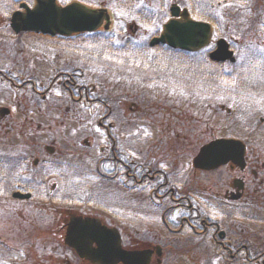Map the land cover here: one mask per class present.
<instances>
[{
	"label": "rangeland",
	"instance_id": "1",
	"mask_svg": "<svg viewBox=\"0 0 264 264\" xmlns=\"http://www.w3.org/2000/svg\"><path fill=\"white\" fill-rule=\"evenodd\" d=\"M80 1L91 5L103 4L110 9L113 8V11H119L120 18L124 15L122 18L125 22L121 23H125V26L118 24L119 19L117 18L119 16L111 11V30L105 31L102 28L96 34L65 39L67 47H77L79 43L82 44L85 41L82 46L86 66L85 63H80L85 73L80 72L82 79L79 82L103 87L102 90L99 88V92L111 102L110 108L112 110V115L106 123L114 122L115 127L113 126L112 134L118 139L120 146H124V153L132 156L136 166L137 163L154 164L156 162L169 175L173 173L175 179L183 185L192 184L195 187L194 190H197L195 193L192 192L196 204H201L203 205L202 208L208 210L210 207L204 204L206 203L205 199L213 201L212 210L206 214L214 219L228 221L226 227L232 234L237 233L235 230H240L237 226L232 225L234 222L242 223L249 233L255 231L257 223H254V216L258 215L259 212L250 203L256 197H252V195L246 197L248 202L245 201L246 205L243 206V209H246L244 215L241 211L231 212L224 206H216L215 201L221 203L225 191L230 190L228 170L224 169L217 175L213 174V177L208 180L207 176L195 171L192 162L198 152L197 147L199 148L213 139L227 136V133H230L226 124L238 125L246 129L253 125V121L248 115L255 112L253 108L257 103H260V99H257L261 95L250 93H258L264 87V63L257 60V57L264 56V17L262 18L263 24L256 25L251 19L253 14L250 13L249 5L238 0H219L217 1L218 4L214 5L213 3L211 5L209 0H195V5L198 8L197 15L205 14L204 12L209 6L218 8L217 15L219 17L215 21L219 24L217 27L219 34L215 33L214 39L225 38L235 50L237 58L235 64L227 62L221 67L214 68L211 66L208 55V50L212 49L211 46V48H204L194 53H181L166 48L170 52H158L156 50L157 52L152 51L151 55L146 52L139 53L133 58L121 57L129 52V50L125 51L124 47L130 43L137 45L139 50H144L140 48L147 47L150 39L147 38V42L144 36L154 33L169 17L167 13L171 0H161V7H158V13L154 14L156 21L149 29H145V26L134 20L140 17L139 9L135 7L137 5L144 8L145 4L151 3L154 5L153 15L158 4H153L154 0H143L144 3L142 0H130L126 7H122L118 2L114 3V0ZM222 1L225 2L221 3ZM261 2V8L260 4L255 7V0H253L250 8L255 7L258 13H264V0ZM121 3L125 4V0H120ZM141 16L143 15L141 14ZM148 16L152 17L151 15ZM136 25H138L137 30L134 28ZM143 25H145L144 22ZM2 29L4 26L0 25V35ZM98 38H104L106 41L97 42ZM121 38L126 40L125 44H120L115 48L114 44H118V40ZM9 39L18 42L14 47L13 55L17 54V50H23L22 52L26 56L23 62L27 63V67L18 71V68L15 67L22 66H16V62L12 65L13 63L10 61L14 59L10 50L8 48L2 49L0 67H7L10 72L16 71L11 76L16 77L18 84L24 85L20 89H15L11 84L5 82L6 80L0 81V107L10 109V114L0 119V144L3 140L5 141V147L2 150H4L6 160L14 154L18 157L20 155L19 150L24 157L28 156L37 145H41V152H34L33 154L36 156L42 155V152L46 154L43 147L53 143L64 153L69 149L71 151L70 153L67 152V156L62 155L58 161L60 164L64 163L66 168H56L53 173L50 172L52 169L48 168L47 186H70V188H75L74 191L72 190V194L78 192L79 196L83 198L92 193L94 189L100 192L101 185L97 183L99 178L97 175L98 162L100 159L110 156V145L105 137V131L99 129L97 123L108 112L106 109L101 110L97 107H94L90 112L80 106L76 107L71 104L68 94H62L57 89L50 93L46 102L39 101L37 96L33 94L30 87L31 83L26 81L35 79L40 83L44 82L43 88L46 89L53 70L47 69L38 77V72L42 67H48L50 63L54 62V69L62 70L63 67L61 66H65L66 61L59 60H80L81 57L76 56L78 54H64L63 40L58 41L57 39L61 47H56L60 54L57 53L55 56L56 49L51 55V46L49 47L47 41L35 40L31 37L18 41L11 35L4 33L3 42L8 44ZM105 42L114 47L119 55H115L116 53L114 54ZM213 42L215 41L213 40ZM53 56L55 57L53 58ZM106 57H110V59H106ZM47 59L53 61L45 63ZM7 63L9 64L5 65ZM77 65L79 66V64ZM70 70L73 69L70 67ZM179 74L182 80L176 79V75ZM158 75L166 76L168 79L162 80L153 77ZM171 77L178 83H170ZM207 89L214 90L213 94H209V90L206 92L207 95L203 94ZM208 95L212 96L210 102L213 104L209 111L210 115L213 114L212 119L209 120V128L204 121L207 118L201 117L196 108L192 107L200 106L199 113L205 112L200 104H202L204 96ZM180 102L182 105L179 104ZM69 105L72 108H80L81 114L68 113L67 107ZM223 106L225 109H222ZM227 109H231L230 114ZM165 112H176L177 115L165 116ZM172 116L177 117L171 119ZM253 117L257 118L258 121L259 115L257 117V114L254 113ZM85 118L88 119L86 124L82 127L78 126L79 120ZM39 123L42 124L41 127L37 125ZM231 134L238 136L240 132H231ZM178 137L182 139L181 143L176 140ZM86 140L90 141L91 147L84 144ZM101 146L105 147L103 152L100 150ZM176 154H180V157H177ZM28 167L32 170L26 172ZM23 169L25 173H9L7 172L8 167L3 168L0 172V224L3 230L0 232L3 240L0 247V251L3 249L2 253L0 252V264H19L22 257L25 256L23 254L21 259L18 258L16 253L20 251L52 253V248L56 245L54 238L47 237L50 235L42 233L44 236L41 238L38 236L40 231L33 228L36 221L39 224L48 222L47 217H43L39 211L32 213L30 206L21 213L19 203L9 202L7 192L10 188L22 184L21 181L26 184L28 181L40 179L41 174L35 173L40 168L33 169L31 165L25 164ZM135 169L137 170V168ZM63 172L65 173V182H63L64 179L58 181L52 177L61 176ZM237 173L239 177V172L233 173L231 177L237 176ZM224 177H228L225 182ZM219 178H223V180L221 181ZM215 183H217L216 186H214ZM112 185L116 186L117 184L112 183ZM117 187L119 200L126 199L129 201L130 199L133 204L131 208V205L128 206V204L119 202L123 208L118 209V215L125 218L124 225L120 223L121 227L125 230L128 229L127 217L131 215L134 222L130 226L133 229L143 231L150 224L152 230H158L155 225L159 223V218L154 215L161 213L163 207H150L145 210L147 201L144 199L143 191H138L142 187H138L140 189H136L134 193L128 196H126V191L121 189L122 186ZM177 187L183 192L189 190L188 187L192 188L191 186ZM260 189V192L264 193V187ZM243 203L244 201L240 202V204ZM21 204L28 205L27 203ZM161 230L163 231V229ZM162 231L156 232L160 236H164L165 233L163 234ZM212 260L210 252L202 254L188 250L167 255L163 264H211Z\"/></svg>",
	"mask_w": 264,
	"mask_h": 264
},
{
	"label": "flooded vegetation",
	"instance_id": "2",
	"mask_svg": "<svg viewBox=\"0 0 264 264\" xmlns=\"http://www.w3.org/2000/svg\"><path fill=\"white\" fill-rule=\"evenodd\" d=\"M238 1L249 5L251 12H254V10L256 11L255 7L257 4H260V8L262 6V0H255L254 8H250L253 4V0ZM117 2L119 5H122V3L120 4V0H114V3ZM39 3L43 8H46L47 11L51 8L54 10L49 0H0V25L4 26L0 35V57L3 55L2 49L8 48L14 59L10 61L13 63L12 65L16 62V66H22L15 67L18 68V71L21 68L27 67V63L23 62V59L26 57L22 52L23 50H17V54L13 55L14 47L18 42H13L9 39L8 44L4 43L2 40L4 33L11 35L18 41L27 37H31V39L35 40L47 41L49 47L51 46V55L56 47H61L58 41L63 40L65 49L64 54H78L76 56H80L81 59L59 60L66 61V65L61 66L63 67L62 70L54 69V62L50 63L48 67H42L38 72V77L47 69L53 70V74L46 89L43 88V86H45L44 82L40 83L35 79H28L26 81L31 83L32 86L30 85V87L33 90V94L34 96H37V100L39 101L46 102L50 93L57 89L62 94H68L71 104H74L76 107L80 106L84 110H93L94 107L101 110L106 109L108 114L99 119L97 126L106 133L105 137L110 145V156L100 159V162H98L97 175L99 178L97 183L101 185L100 192H98L97 189H94L92 193L86 196H89V198H86L85 196L83 198L79 196L78 192L72 194V190L74 191L75 188H70V186H47L48 170L52 169L50 172L53 173L56 171L54 170L56 168H66L64 163L60 164L58 161H60L62 155L65 154L67 156V152L70 153L71 151L70 149L64 153V151L62 152V150H59L60 148L55 144H47L43 147L46 154L42 152V155H39V157L33 153H40L41 145H34L36 147L28 156L24 157L19 150L18 153H20V155L18 157L14 154L6 160L3 153L4 150H2L5 147V141L3 140L0 144V172L10 164L7 172L12 174L25 173L23 166L27 164L31 165L33 169L40 168V170H36L35 173L39 175L41 174L40 179L28 181L26 184H23V181H21L22 184L10 188L7 192L10 200L9 202L19 203L21 213L30 206L32 208V213L33 211H39L43 217H47L48 222L46 223L39 224L35 220L36 222L33 224V228L40 231L38 236L41 238H43L44 235L42 233H44L50 235L47 236L48 238H54L56 243L55 247L52 248V253L37 251H20L16 253L20 259L22 255L25 254L19 264H122L118 261V256L114 254L115 250L113 245H115L118 235L124 249L138 252H149L151 257L150 264H163L167 255L175 254L177 251L183 252L188 250L196 253L200 252L202 254L210 252L213 259L211 264H264V221H262L264 220V193L260 192V188L264 187V87L261 88V91H258V93H250L252 95H261L257 99H260V103H257L253 108L255 112L248 115L253 121V125L249 129H246L238 125L226 124V128L230 133L228 132L227 136L220 137L233 139L242 142L245 145L246 151L243 161L239 160L238 163H236L234 160H231L226 165L212 170H201L196 168L193 166L194 161L200 153L201 148L209 143L207 142L199 148H196L198 152L195 154L192 162L195 171L207 176L208 180L213 177V174L217 175L224 169L228 170L230 176L228 186H230V190L227 189L225 191L223 200L221 201L223 205L219 201L214 200L217 204L216 206H224L231 212L241 211L244 215L246 209H243V206L248 202V198L246 197H250L251 195L252 197H256V199L254 198L250 203L252 206L254 205L253 207L259 212L258 215L254 216V223H257L256 230L249 233L246 231V227L243 226L242 223L234 222L232 225L237 226L240 230H235L237 233L232 234L226 227L228 226V221H221L218 220V218L214 219L209 214H206V212L212 210L211 207L213 206V201L207 198L205 199L206 203L204 204L210 207L208 210L202 208L203 205L196 204L197 202L193 198L192 192L195 193L197 190H194L195 187H193L192 184L183 185V183H180V181L175 179L173 173L172 175H169L164 169L157 165L156 162L154 164L137 163L136 166L135 160L132 156L124 153V146H120L118 139L112 134L113 126L115 127L114 122L106 123L107 119L112 115V110L110 108L111 102L106 100L103 97L104 94L99 92V88L102 90L103 87L96 84L86 85L85 83L79 82L82 79V74L80 72H84L80 63L86 62L82 46L85 41H83L82 44L79 43V46L77 47H67L65 45V39L93 33H74L65 36L56 35L49 32L52 28L51 23H45L39 29L30 30L24 29V22H19L16 25L18 31L14 28L13 16L16 14H19L22 17L26 16L29 12L35 11L38 8ZM56 3L59 7H65L70 4H79L90 10L92 13H97V11L99 12L103 9H107L110 14L111 11L113 13L118 12L117 10L113 11V8H111V10L103 4L91 5L80 0H56ZM128 3H130V0H127V4ZM193 3L195 4V0H193ZM161 4L162 3H159L158 7H161ZM174 4H176V0H171L170 7L168 8L169 12ZM158 7L152 15L154 8L152 4L149 3L148 5H144L141 14L147 19L145 20L146 26L155 21L154 19L150 23L148 15L152 16L151 19L155 18L154 14L158 13ZM184 8L185 7L182 9ZM187 9L191 13V9ZM215 10V7L209 8V12L211 13H214ZM117 19L120 20V18ZM18 20L21 21L20 18H18ZM170 20L171 18H169L166 23ZM256 20H258V24H263L261 13H257ZM256 20L255 24L257 22ZM164 25L165 23L163 26ZM134 28L137 30V25ZM99 32L100 31H97L95 33ZM160 34L155 36V38L159 37ZM57 53L60 54L56 49V52H54L55 56ZM55 56H53V58ZM49 61L53 60L47 59L45 63ZM40 63L42 62L40 61ZM76 63L79 64V66ZM8 64L9 63L5 65ZM70 67L73 70H70ZM15 72H10L7 67H0V81L4 82V80H6L5 82L11 84L13 88L20 89L24 87V85L18 84L16 77L11 76V74H14ZM97 84L99 83L97 82ZM208 90V93L212 95L213 91L211 89L205 90L203 94L207 95L208 93L206 92ZM210 100H212V96H204L201 102L202 104L200 105L205 112L201 114L199 113L200 106H192L196 108L197 113L201 117L203 116L207 118V120L204 121L208 128L210 126L209 120L210 118L212 119L213 116V114H209L210 108L213 107ZM179 104L182 105L181 102ZM76 107L72 108L71 105H69L67 107L68 113L81 114L82 110ZM222 109H225V107L223 106ZM227 110L230 114L231 109ZM254 113L257 114V117L259 115L258 121L257 118L253 117ZM9 114L10 109L0 107V119ZM171 114L177 115L176 112L164 113L165 116ZM176 117L177 116H172L171 119ZM87 121V118L83 120L80 119L78 126H84ZM37 125L39 127L42 126L40 123ZM231 132H240V136H235L231 134ZM176 140L179 143L182 142L180 137ZM84 144L91 147L89 140H86ZM100 150L103 152L105 147L101 146ZM229 153H231L232 156H236L237 148L233 151H229ZM177 157H180V154H178ZM135 168H137V170ZM31 170L32 168H26V172ZM236 172H239V177L238 173L237 176L231 177V175L233 173L236 174ZM30 174L32 175V173ZM52 177H55L60 181L64 179L65 173H61V176L56 175ZM226 178L228 177H224V182ZM219 180L222 181L223 178H219ZM63 182H65V179ZM112 183L117 185L113 186ZM57 184L59 185V183H56V185ZM216 185L217 183H215L214 186ZM117 186L123 187H121V189L126 191V196L134 193L136 189H140L138 187H142L138 191H143L144 199L147 201V206L144 208L145 210L150 207H163L161 213L154 216L159 218V223L155 225L157 226L156 229L160 231L163 229L162 232L163 234L165 233L164 236H160V234L156 232L158 230H152L150 224H148L143 231L133 229L130 226V224L134 222L133 216L131 215L127 217L128 229L125 230L121 227L120 223L123 224L125 218H121L118 215V209L123 208V205L119 202L128 204V206L131 205V208L133 204L130 199L129 201L126 199L119 200ZM177 186H191L192 188L188 187L189 190L183 192ZM242 201H244V203L240 204ZM21 203H27L28 205H22ZM259 210H262V212ZM145 222L150 223L149 221ZM128 230L129 232H127ZM2 231L0 224V232ZM88 236L95 237L97 240L103 239V242L106 243V247H110L108 248L110 251L109 255H106V257L100 255L101 257L98 258V261L93 263L92 260L88 258V251L87 249H84L83 244H80L78 251L74 247L76 245L74 238H79L78 241L81 242L82 240L80 238L85 240ZM2 242V235L0 234V247ZM98 248V244L93 243L91 249L94 250ZM2 251L3 249L0 252L2 253Z\"/></svg>",
	"mask_w": 264,
	"mask_h": 264
},
{
	"label": "water",
	"instance_id": "3",
	"mask_svg": "<svg viewBox=\"0 0 264 264\" xmlns=\"http://www.w3.org/2000/svg\"><path fill=\"white\" fill-rule=\"evenodd\" d=\"M53 2V1H52ZM54 10L41 12L38 10L35 13H29L25 18V29H39L45 23H51L54 32L64 33L68 31H85L93 30L98 27L102 22L103 13L93 14L80 6L72 5L63 9H58L54 6ZM175 16H178V9L174 12ZM185 21H171L165 26V32L162 37L155 41V43H168L174 48H181L184 50L194 51L206 46L209 43L211 35V27L206 23L195 22L192 20H187V13L185 12ZM42 18H44L42 20ZM49 20H48V19ZM233 52L229 50V46L225 40H221L218 43V49L212 54V58L217 61L231 60L235 61L233 58ZM237 146V155L232 156L229 151H233ZM243 155L242 145L235 141H216L212 142L201 150L200 155L195 161L197 167L203 169H213L219 167L220 165L226 164L230 159H234L235 162ZM76 245L74 246L79 251L80 244H83L84 249L88 251V258L92 260L93 263L98 261V258L106 257L109 255L110 251L106 247V243L102 240H97V238L88 236L85 240L80 238L82 241L79 242V238H74ZM93 243H97L99 248L92 250L91 247ZM114 246V254L118 256V261H122L124 264H150V253L149 252H128L122 249L121 240L119 235L116 238ZM140 262V263H139Z\"/></svg>",
	"mask_w": 264,
	"mask_h": 264
},
{
	"label": "trees",
	"instance_id": "4",
	"mask_svg": "<svg viewBox=\"0 0 264 264\" xmlns=\"http://www.w3.org/2000/svg\"><path fill=\"white\" fill-rule=\"evenodd\" d=\"M190 1V8L192 9V16L193 18L195 19H198V20H203V21H207L208 23L214 25L216 28L218 27V23L215 21L219 16L215 13H211L208 11V8H210V6L207 8L206 12H204L205 14H199L197 15V6L193 3V0H189ZM214 3L219 1V0H213ZM212 3V0L210 1ZM213 67L214 68H218V67H221V64H213Z\"/></svg>",
	"mask_w": 264,
	"mask_h": 264
},
{
	"label": "snow or ice",
	"instance_id": "5",
	"mask_svg": "<svg viewBox=\"0 0 264 264\" xmlns=\"http://www.w3.org/2000/svg\"><path fill=\"white\" fill-rule=\"evenodd\" d=\"M229 6H231V5H229ZM106 59H110V57H106ZM119 63H123L122 61H118ZM95 70V69H94Z\"/></svg>",
	"mask_w": 264,
	"mask_h": 264
}]
</instances>
